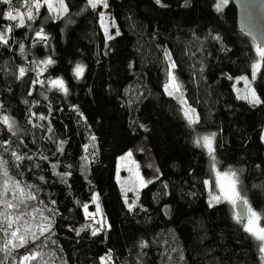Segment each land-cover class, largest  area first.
I'll return each mask as SVG.
<instances>
[{"label":"trees","instance_id":"obj_1","mask_svg":"<svg viewBox=\"0 0 264 264\" xmlns=\"http://www.w3.org/2000/svg\"><path fill=\"white\" fill-rule=\"evenodd\" d=\"M22 1L0 0V30L11 28L7 43L0 41V115L14 121L12 132L0 118V186L19 181L35 194L21 206L31 213L25 220L36 235L42 223L52 230L35 243L29 233L27 245L0 251V261L21 264L40 251L49 264H264L235 205L209 202L218 192L215 162L237 172L248 208L264 214V103L240 98L234 87L251 76L258 44L239 28L235 5L217 11L220 0H162L167 7L107 0L119 30L107 40L100 7L87 0H65L62 16L41 7L20 26L5 14ZM168 70L183 99L168 95ZM58 78L66 92L51 83ZM254 86L264 101V61ZM183 100L196 123L184 115ZM212 134L209 154L201 139ZM144 135L161 174L129 206L117 159ZM95 195L105 225L92 235L84 206ZM10 238L0 232V248Z\"/></svg>","mask_w":264,"mask_h":264},{"label":"snow or ice","instance_id":"obj_2","mask_svg":"<svg viewBox=\"0 0 264 264\" xmlns=\"http://www.w3.org/2000/svg\"><path fill=\"white\" fill-rule=\"evenodd\" d=\"M87 2L92 9H96L99 5H102L104 8L108 7L107 0H87ZM3 3L10 5L12 3V0H3ZM155 3L160 5L161 7H167V4L162 3V0H155ZM227 4H228V0H220V2L216 4L217 11H221L223 9V6ZM44 6H47L48 10L55 13L57 16L69 12V4L66 3L65 0H58V7H55L53 5L52 0H43V2H41V0H25L24 7L27 9L26 13L14 9L8 11L5 15L9 20H17L19 18V25L23 26L25 14L27 15L28 20H33L34 19L33 8H35L38 13L39 9ZM100 20L102 23L104 22L103 14H101ZM8 31H11V28H9ZM116 34L119 35V32L117 31ZM37 36L41 39H46V37L43 35V30L37 32ZM108 38L112 39V36H109ZM216 39H219V37H216ZM0 41L7 43V40L4 39V33H0ZM256 51L260 60H258L255 64L252 65L253 78H255L256 73L261 68V61H264V47L257 45ZM166 55L169 61L171 62L170 64L171 69H175L176 64L174 61H171V54L166 53ZM46 63L51 64L53 63V61L48 60ZM24 71L25 70L23 68L20 69L21 76L24 74ZM83 71L84 69L82 66L80 65L76 66L75 72L78 77L83 75ZM169 75H170V82L168 85L165 86V88L168 91V95L171 96L174 94V90L175 91L179 90V85L176 84L175 75L172 73H169ZM241 79H244L246 83H250L247 77H242ZM52 83L54 85H58L65 92L67 91L62 80L52 81ZM241 98L249 100L250 103L254 105L264 103V101H262L260 97L256 94L254 89L250 90V96L245 95L242 96ZM185 116L188 117L190 123H196L198 121V117L195 116V109L192 108L187 109L185 111ZM41 118L43 119V117ZM4 123L5 124L9 123L8 117H4ZM9 127L11 128L12 125H9ZM214 135L215 134H212V136L202 137V141H203L202 146L208 148L209 154H212L214 152V148L212 146V140ZM197 143L200 144L201 141L197 140ZM13 155L17 160L24 159V157L16 155L15 153H13ZM213 161H215L214 156H213ZM4 163L6 162L0 160V165H3ZM213 167L215 168V163L213 164ZM4 176L7 177L6 170L4 172ZM216 177H217L216 187L220 189V194L214 195L212 197V201H215L216 203L227 201L232 205H236L237 201H242L244 204H247V200H245L241 196L240 191L238 190L239 177L235 170L229 169L228 171L222 173L217 171ZM41 179H43V177H41ZM205 183L208 184L210 182L205 181ZM9 194H11V199L8 198ZM35 199H36L35 194L31 192H25V188L21 186L19 181H14L12 186H10L9 181L6 179L3 185L0 186V209H2L0 210V232H4L5 235L11 237L10 239H7L4 242V246L0 248V251L11 254V249L17 247H23L29 243V238H28L29 233H31V242L35 243L36 240L40 239V236H43L52 230L51 223H46V224L42 223L36 225V227L39 229V235H36V233L32 231V226L30 225V223L25 220V216L31 215V213L22 211L21 206L23 205L26 207L28 201ZM94 199L98 200V197ZM54 203L55 201H53V204ZM87 207H88L87 205L84 206L85 211H87ZM99 211H100L99 204H97V212ZM95 215L96 213H88V216L90 218H94ZM262 218H264V214L257 213L256 211L252 210L251 207L249 206L244 217H240V216L237 217V223L242 224L243 230L249 233L254 239L260 242L259 251L261 253H264V226H260V221ZM33 219H35V217H33ZM47 219H48L47 217H44V220ZM98 223L102 224V221H98ZM85 227H89V226L86 225ZM10 229L11 231L9 232ZM100 230L101 229H97L93 231L92 235H97ZM17 240L19 241V243L18 244L14 243V241ZM44 255L45 254L43 252L34 251V252H30L29 255H25L23 257V260L26 262L40 260L41 264H49V261L44 259ZM110 258L111 257H109V259ZM0 264H3V261H0ZM105 264H108V262L105 261Z\"/></svg>","mask_w":264,"mask_h":264},{"label":"rangeland","instance_id":"obj_3","mask_svg":"<svg viewBox=\"0 0 264 264\" xmlns=\"http://www.w3.org/2000/svg\"><path fill=\"white\" fill-rule=\"evenodd\" d=\"M41 2H43V0H41ZM52 3L55 7H58V0H52ZM24 4H25V1L21 2L20 5L18 6V8L15 10H19L20 12L26 13L27 9L24 7ZM99 7H100V16H101V14H103V16H104V22L102 23L100 20V24L102 26V29H103V32L105 34L106 39L110 40L108 37L112 36V38H113L116 35L117 31L119 32V30L117 28L116 22L114 21V19L111 16L109 6L107 8H104L102 5H99ZM10 10H14V9L10 7L8 11H10ZM33 13H34V16L37 13L35 8H33ZM14 14H15V11H14ZM62 15H64V14H62ZM62 15H60V16H62ZM26 20H27V15L25 14L24 22ZM10 21L16 22L17 24H19V18L17 20H10ZM9 28H10V26H8L7 29L0 30V33H4V39H6L7 31ZM106 29H107V31H106ZM258 60H260V58H258L256 61H258ZM252 72H253V68H252ZM169 73L174 74V72L172 70H168V77H167L166 85H168L170 82ZM257 73H256V75H257ZM245 75H247V74H245ZM242 76L247 77V79L250 83H246L244 79H242V81H241L240 77H242ZM240 77H238V79L236 80V84L234 86L237 95L240 98L242 96H245V95L250 96V90H252V89H254L256 94L258 95V93L255 89V86H254V79L255 78H253L252 74H251V76L241 75ZM56 80H62V79L58 78V79H54L52 81H56ZM52 81H51V83H52ZM63 83H64V81H63ZM176 84L179 85V90L178 91L174 90L173 96L177 97L178 99L179 98L183 99L182 87H181V84L179 83L177 77H176ZM55 86L59 87L58 85H55ZM64 86L66 88L65 83H64ZM244 100H246V99H244ZM246 101L250 102L249 100H246ZM183 104H184L183 110H184V115H185V111L187 109L191 108V106L185 100H183ZM195 116L197 117L196 112H195ZM4 117H8L9 123L7 124V126L9 127V125H12V127L11 128L9 127V129L13 132L14 121H12V119L7 115H2V114L0 115V118L3 121H4ZM186 118L188 119L187 116H186ZM263 138H264V129H263ZM129 154H131V155H129ZM214 169H216L215 170V176H216L217 171H219L221 173L223 172V171L219 170L217 166H215ZM160 174L161 173H160V169L158 167L157 161H156L155 156L153 154L150 143L147 140L145 135L140 137L137 140V142L135 144H133V146L127 150V152H125L124 154L119 156L117 159L116 180H117V182H118V184H119V186H120V188H121V190L125 196V199L127 200V204L129 206H132L136 202V199H137V196H138L140 190L143 187H145L147 184H149L152 181L159 178ZM216 179H217V177H216ZM217 191L218 192L215 194L211 193L210 196L212 194L219 195L220 189L218 187H217ZM96 197H97V195L93 196L91 203L89 205H87L88 206L87 211H85V213L87 214V217L89 219L86 225L89 226L90 228H92L93 230H95L96 225H98V227L105 225V217H104L102 208L100 206V202H99V200L94 199ZM209 202L213 203L215 201H212V199L210 197ZM97 204H99V209H100L99 212H97ZM88 213H96V215L94 218H90L88 216ZM98 221H102V224L98 223ZM260 226H264V224L261 221H260ZM263 255H264V253H263ZM26 263L27 262H25V264Z\"/></svg>","mask_w":264,"mask_h":264},{"label":"water","instance_id":"obj_4","mask_svg":"<svg viewBox=\"0 0 264 264\" xmlns=\"http://www.w3.org/2000/svg\"><path fill=\"white\" fill-rule=\"evenodd\" d=\"M228 2H232L237 9L239 28L248 33L259 46L264 47V0H228ZM235 208L239 216L244 217L248 206L242 201H237ZM25 262L22 257L21 264Z\"/></svg>","mask_w":264,"mask_h":264},{"label":"bare ground","instance_id":"obj_5","mask_svg":"<svg viewBox=\"0 0 264 264\" xmlns=\"http://www.w3.org/2000/svg\"><path fill=\"white\" fill-rule=\"evenodd\" d=\"M25 1V0H24ZM23 2V1H22Z\"/></svg>","mask_w":264,"mask_h":264}]
</instances>
